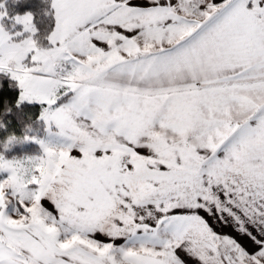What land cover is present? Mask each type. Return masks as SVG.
I'll use <instances>...</instances> for the list:
<instances>
[{
  "label": "snow or ice",
  "instance_id": "6c2138e0",
  "mask_svg": "<svg viewBox=\"0 0 264 264\" xmlns=\"http://www.w3.org/2000/svg\"><path fill=\"white\" fill-rule=\"evenodd\" d=\"M34 104L0 264H264V0L0 2V129Z\"/></svg>",
  "mask_w": 264,
  "mask_h": 264
},
{
  "label": "trees",
  "instance_id": "16d2710c",
  "mask_svg": "<svg viewBox=\"0 0 264 264\" xmlns=\"http://www.w3.org/2000/svg\"><path fill=\"white\" fill-rule=\"evenodd\" d=\"M0 2H3L5 4V7L7 8L10 16L17 13H22L27 10L35 11L39 6V0H28L26 4H17L14 3V0H0ZM4 84L5 87L2 91L4 92L5 99L9 100V102L11 103L15 100L17 90L14 87H8L9 81L7 79L4 80ZM0 108H2V105H0ZM27 110L31 114L33 119L32 121L25 120L24 123L32 124L33 131H29L26 133L24 124H21L19 122H12L8 124L7 130L0 129V141H2L10 133L15 134L17 137H23L25 134L29 136L38 135L40 138L44 137L43 131H40L39 133L35 131L37 128L42 129L43 124L33 122L35 121V117L39 112V105H28ZM5 123H8V121L6 120ZM0 152H2L5 157H20L23 155L37 154L39 152V147L38 143L32 140H27L16 142L10 145L7 149L3 147V144H0Z\"/></svg>",
  "mask_w": 264,
  "mask_h": 264
},
{
  "label": "rangeland",
  "instance_id": "374dc122",
  "mask_svg": "<svg viewBox=\"0 0 264 264\" xmlns=\"http://www.w3.org/2000/svg\"><path fill=\"white\" fill-rule=\"evenodd\" d=\"M43 138H46V137H43ZM38 147H39V152L37 154H31V155H23V156H20V157H6L7 159H22V158H25V157H28V156H39L42 154V149H41V146L38 144ZM2 153V152H0ZM2 175V174H0Z\"/></svg>",
  "mask_w": 264,
  "mask_h": 264
},
{
  "label": "crops",
  "instance_id": "0c3cea01",
  "mask_svg": "<svg viewBox=\"0 0 264 264\" xmlns=\"http://www.w3.org/2000/svg\"><path fill=\"white\" fill-rule=\"evenodd\" d=\"M57 167H58V165H57ZM121 243H122V241H120Z\"/></svg>",
  "mask_w": 264,
  "mask_h": 264
}]
</instances>
